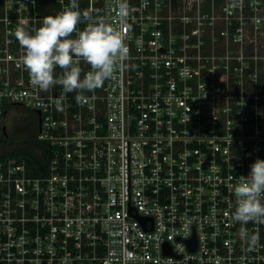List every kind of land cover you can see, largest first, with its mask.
<instances>
[{"label": "built area", "instance_id": "1", "mask_svg": "<svg viewBox=\"0 0 264 264\" xmlns=\"http://www.w3.org/2000/svg\"><path fill=\"white\" fill-rule=\"evenodd\" d=\"M77 3L129 47L83 101L34 88L15 38L70 0H0V152L31 110L43 161L0 155V264H264V223L232 218L264 159V0Z\"/></svg>", "mask_w": 264, "mask_h": 264}, {"label": "clouds", "instance_id": "2", "mask_svg": "<svg viewBox=\"0 0 264 264\" xmlns=\"http://www.w3.org/2000/svg\"><path fill=\"white\" fill-rule=\"evenodd\" d=\"M115 4L117 16L126 19L130 13L127 0H115ZM85 19L89 22L80 30ZM15 38L24 50L21 62L34 88L48 91L61 86L64 93L78 92L77 99L82 101L88 98L84 93L95 92L113 79L129 56L122 30L103 17L82 13L77 0H70L55 15L43 17L38 28L18 27ZM81 63L90 70L85 73ZM233 194L234 221L264 223V159L257 158L250 165L248 175L233 186Z\"/></svg>", "mask_w": 264, "mask_h": 264}, {"label": "trees", "instance_id": "3", "mask_svg": "<svg viewBox=\"0 0 264 264\" xmlns=\"http://www.w3.org/2000/svg\"><path fill=\"white\" fill-rule=\"evenodd\" d=\"M29 117L22 121L21 136L17 139L12 136L11 129L8 137L4 139V152L1 153L6 158H25L29 162V170L34 174H39L43 169V161L37 152L38 142L36 141L35 126L37 125V114L31 110Z\"/></svg>", "mask_w": 264, "mask_h": 264}, {"label": "rangeland", "instance_id": "4", "mask_svg": "<svg viewBox=\"0 0 264 264\" xmlns=\"http://www.w3.org/2000/svg\"><path fill=\"white\" fill-rule=\"evenodd\" d=\"M29 117V111L26 109H20L18 108L17 111H15L9 119V126L11 127V135L15 138H19L21 136V126L22 121ZM35 131H38V126H35Z\"/></svg>", "mask_w": 264, "mask_h": 264}, {"label": "flooded vegetation", "instance_id": "5", "mask_svg": "<svg viewBox=\"0 0 264 264\" xmlns=\"http://www.w3.org/2000/svg\"><path fill=\"white\" fill-rule=\"evenodd\" d=\"M7 126H8V124H7Z\"/></svg>", "mask_w": 264, "mask_h": 264}]
</instances>
